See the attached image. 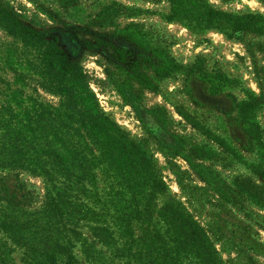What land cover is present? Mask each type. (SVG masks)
Listing matches in <instances>:
<instances>
[{"label":"rangeland","instance_id":"rangeland-1","mask_svg":"<svg viewBox=\"0 0 264 264\" xmlns=\"http://www.w3.org/2000/svg\"><path fill=\"white\" fill-rule=\"evenodd\" d=\"M2 1L78 62L98 109L146 153L222 264H264V182L253 173L264 168V34L191 31L166 21L167 0ZM205 1L264 19L262 0ZM6 182L24 211L40 206L41 178L16 170ZM73 254L91 264L79 246ZM7 260L22 264L20 250Z\"/></svg>","mask_w":264,"mask_h":264},{"label":"trees","instance_id":"trees-1","mask_svg":"<svg viewBox=\"0 0 264 264\" xmlns=\"http://www.w3.org/2000/svg\"><path fill=\"white\" fill-rule=\"evenodd\" d=\"M167 2L166 21L191 31L264 34L258 14L219 11L205 0ZM0 31L10 39H0V234L9 242L0 241V264L14 249L22 264H74L76 246L91 264H222L198 224L167 195L146 153L98 109L78 62L24 26L2 0ZM16 170L45 184L32 212L6 184ZM253 173L264 182V168Z\"/></svg>","mask_w":264,"mask_h":264}]
</instances>
